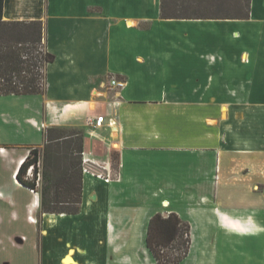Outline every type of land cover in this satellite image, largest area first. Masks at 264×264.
I'll return each mask as SVG.
<instances>
[{
  "label": "crops",
  "instance_id": "crops-1",
  "mask_svg": "<svg viewBox=\"0 0 264 264\" xmlns=\"http://www.w3.org/2000/svg\"><path fill=\"white\" fill-rule=\"evenodd\" d=\"M159 8L2 0L3 20L44 21L54 55L44 93L7 95L37 106L8 113L0 132V224H33L37 264H105L121 242L144 240L158 211L189 222L207 264H264V0H250L246 19H164ZM19 124L80 130L84 165L108 173L115 157L117 166L104 178L87 169L80 211L41 213L38 239L27 217L38 193L15 173L25 146L44 138L16 139ZM19 230L12 242L28 241Z\"/></svg>",
  "mask_w": 264,
  "mask_h": 264
},
{
  "label": "trees",
  "instance_id": "trees-1",
  "mask_svg": "<svg viewBox=\"0 0 264 264\" xmlns=\"http://www.w3.org/2000/svg\"><path fill=\"white\" fill-rule=\"evenodd\" d=\"M159 9L164 19H246L250 0H160ZM44 32L43 20H3L0 0V96L44 93L45 67L54 60L45 47ZM42 132V149L26 146L28 154L15 176L35 191L36 178L26 179L23 173L30 166L38 173L40 162L38 211L77 214L82 200V132L56 126H47ZM111 165L116 171L115 157ZM144 242L156 264H179L191 244L189 222L174 211L166 215L155 212L149 218Z\"/></svg>",
  "mask_w": 264,
  "mask_h": 264
},
{
  "label": "rangeland",
  "instance_id": "rangeland-1",
  "mask_svg": "<svg viewBox=\"0 0 264 264\" xmlns=\"http://www.w3.org/2000/svg\"><path fill=\"white\" fill-rule=\"evenodd\" d=\"M214 12V11H212ZM26 100V101H24ZM27 102V103H26ZM35 99H17L15 96H0V132L5 134L6 127L2 126L6 119L9 117L8 113L12 111H16L17 109L23 110L24 107L31 105L37 106L35 103ZM44 127L46 125L43 124ZM15 133L17 134L16 139L25 142H42L43 141V132H38L36 128H34L30 124H19L18 126L14 127ZM44 142L39 145H29L30 147H37L42 149ZM6 147V146H0ZM11 147V146H9ZM26 147V146H25ZM41 154V153H40ZM85 166L88 171L97 173V175H102L101 177L104 178L105 175L110 174L111 177L114 176V170L112 169V165L110 167L109 172H103L100 167H93L89 165H84V161L82 158V167ZM38 173H34V169L30 167L26 168L25 172L23 173V177L29 180L33 178L36 180V190L35 192L38 193L40 188V170H41V163L38 162L37 165ZM99 173V174H98ZM32 191V190H30ZM28 194L25 193L24 198L25 200L28 199ZM39 197V193H38ZM23 198V199H24ZM166 215V213H165ZM32 216V215H31ZM28 217V216H27ZM33 217V222H35L37 229V236L39 238L38 230L41 224V213L38 211L36 216ZM30 226V227H29ZM33 227V224H27L21 222L19 224H11L9 221L2 222L0 224V264H37L39 260V245L38 249L32 248V238L30 234V228ZM20 229L24 235L28 237V241L21 240V244L12 242L13 238V230ZM24 239V236L21 237ZM36 239V241H37ZM39 244V242H37ZM203 250L207 251L206 246L204 244L200 246V243L197 241H193L191 247L189 248V253L187 257H185L179 264H207L209 259L207 257L201 256L200 251ZM40 251V250H39ZM107 259L104 261L105 264H156L150 253L148 252L144 240H129L125 242H121V249L119 251H113L107 254ZM213 264H215L214 259Z\"/></svg>",
  "mask_w": 264,
  "mask_h": 264
},
{
  "label": "built area",
  "instance_id": "built-area-1",
  "mask_svg": "<svg viewBox=\"0 0 264 264\" xmlns=\"http://www.w3.org/2000/svg\"><path fill=\"white\" fill-rule=\"evenodd\" d=\"M110 83L112 85H116V86H121L124 82L122 80H119L115 77H112L110 79ZM104 122V116L102 114L95 116V118L90 119V123L93 124L94 126H100L102 123ZM88 173L87 169L85 168V166H83V174ZM33 191V190H32ZM34 192V196L37 197V192ZM28 219L33 221V217L31 215H28Z\"/></svg>",
  "mask_w": 264,
  "mask_h": 264
},
{
  "label": "bare ground",
  "instance_id": "bare-ground-1",
  "mask_svg": "<svg viewBox=\"0 0 264 264\" xmlns=\"http://www.w3.org/2000/svg\"><path fill=\"white\" fill-rule=\"evenodd\" d=\"M17 182H19V181L17 180Z\"/></svg>",
  "mask_w": 264,
  "mask_h": 264
}]
</instances>
